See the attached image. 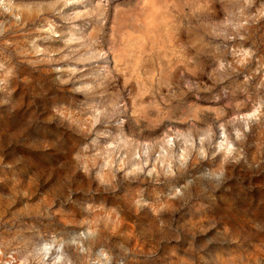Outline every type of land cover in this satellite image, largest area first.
Here are the masks:
<instances>
[{"label": "rangeland", "instance_id": "1", "mask_svg": "<svg viewBox=\"0 0 264 264\" xmlns=\"http://www.w3.org/2000/svg\"><path fill=\"white\" fill-rule=\"evenodd\" d=\"M0 264H264V0H0Z\"/></svg>", "mask_w": 264, "mask_h": 264}]
</instances>
